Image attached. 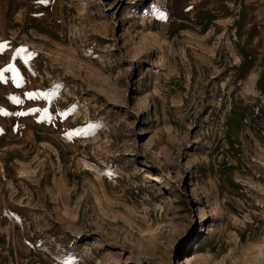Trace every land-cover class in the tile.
I'll use <instances>...</instances> for the list:
<instances>
[{
  "label": "rangeland",
  "instance_id": "374dc122",
  "mask_svg": "<svg viewBox=\"0 0 264 264\" xmlns=\"http://www.w3.org/2000/svg\"><path fill=\"white\" fill-rule=\"evenodd\" d=\"M0 45V264H264V0H0Z\"/></svg>",
  "mask_w": 264,
  "mask_h": 264
},
{
  "label": "snow or ice",
  "instance_id": "6c2138e0",
  "mask_svg": "<svg viewBox=\"0 0 264 264\" xmlns=\"http://www.w3.org/2000/svg\"><path fill=\"white\" fill-rule=\"evenodd\" d=\"M37 3H41V4H46L49 2V0H36ZM6 47V45H0V52L4 51V48ZM12 66L9 65V68H11ZM8 69H4L3 71H7ZM0 76H2V72H0ZM14 83H16V81H13ZM17 86H19V84H17ZM28 98L32 99L33 94L32 93H28ZM19 103V101H17ZM25 113H17V115H24Z\"/></svg>",
  "mask_w": 264,
  "mask_h": 264
},
{
  "label": "bare ground",
  "instance_id": "6f19581e",
  "mask_svg": "<svg viewBox=\"0 0 264 264\" xmlns=\"http://www.w3.org/2000/svg\"><path fill=\"white\" fill-rule=\"evenodd\" d=\"M188 261V260H187Z\"/></svg>",
  "mask_w": 264,
  "mask_h": 264
}]
</instances>
